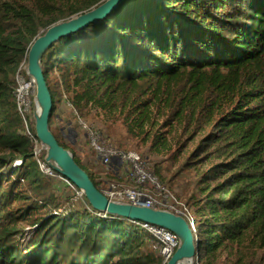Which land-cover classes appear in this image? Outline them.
I'll use <instances>...</instances> for the list:
<instances>
[{"label": "trees", "instance_id": "16d2710c", "mask_svg": "<svg viewBox=\"0 0 264 264\" xmlns=\"http://www.w3.org/2000/svg\"><path fill=\"white\" fill-rule=\"evenodd\" d=\"M101 1L0 0V264H163L146 229L100 216L69 180L40 171L16 106L34 38ZM42 69L49 128L98 189L117 174L76 159L66 128L50 125L57 101L186 155L198 264H264V0H125L53 43ZM54 179L81 204L58 199Z\"/></svg>", "mask_w": 264, "mask_h": 264}, {"label": "water", "instance_id": "95a60500", "mask_svg": "<svg viewBox=\"0 0 264 264\" xmlns=\"http://www.w3.org/2000/svg\"><path fill=\"white\" fill-rule=\"evenodd\" d=\"M124 1L102 0L87 11L57 21L41 30L30 44L24 69L34 84L32 119L35 136L45 150L44 160L47 165L69 180L100 216L119 217L132 222L141 221L170 230L176 235L178 246L165 264H194L198 252L197 241L189 223L182 216L166 210L137 206L108 198L76 163L70 150L57 142L49 128L52 98L42 69L44 53L60 38L69 36L90 24H98Z\"/></svg>", "mask_w": 264, "mask_h": 264}, {"label": "built area", "instance_id": "2783aa9c", "mask_svg": "<svg viewBox=\"0 0 264 264\" xmlns=\"http://www.w3.org/2000/svg\"><path fill=\"white\" fill-rule=\"evenodd\" d=\"M24 61L20 67L24 69ZM15 98L18 112L21 116L24 131L30 138L33 156L39 169L47 176L63 179L67 184L71 183L59 173L51 169L44 160L45 150L31 129L32 104L34 96L33 81L24 74L21 69L15 73ZM81 128L85 131L88 142L98 161L106 170L123 175L134 187L127 186L119 180H108L101 191L110 199L127 202L137 206L160 209L182 216L188 223L197 241L198 230L192 219V212L184 202L176 195L142 162L140 154L132 150H120L107 143L100 132L94 127L77 119ZM77 195L83 196L78 190ZM146 229L156 240L155 250L160 254L163 264L171 257L178 246V239L170 230L151 225L146 222L134 221Z\"/></svg>", "mask_w": 264, "mask_h": 264}, {"label": "rangeland", "instance_id": "374dc122", "mask_svg": "<svg viewBox=\"0 0 264 264\" xmlns=\"http://www.w3.org/2000/svg\"><path fill=\"white\" fill-rule=\"evenodd\" d=\"M60 102L61 101H57L56 103V110L50 123L53 131L58 134L59 128H66L64 130V138L68 140H70L69 138H71L74 140L75 144L71 146L74 150L76 159L82 164H86V162L92 163L95 170L109 171L106 170L105 166H103L99 161H96L95 153L90 147L88 138L87 136H85V131L81 128V125L79 124L74 111L67 105L62 106ZM80 119L82 121H85V123H87L88 125L97 129L100 132L101 136L103 135L104 140L113 147H116L120 150L136 151L138 154H140L145 167L148 170L154 172L160 178L161 182L167 185L170 190L176 195V197L182 202L188 201L190 196L192 195L199 196L198 187L195 183V171L183 163L186 155L179 156L178 154H175L173 151L169 150H161L160 152H156L154 149L150 148L149 141L143 142L142 140L131 137L126 133L125 129L120 123L107 125L108 122H102L100 116H89L87 118ZM70 128H73V134L72 132L71 134L68 133ZM53 181L56 182L59 186V190L57 191L58 199L63 200L65 197L74 198V202L76 205L81 204L80 200L78 198V200L75 198L72 190L70 188H67L64 182H58L55 179ZM192 219L197 230H199L198 217L192 213ZM21 225L23 226V224ZM25 230L30 233L31 228L26 225ZM226 256L228 255H223V258H225ZM226 259L227 262L225 264H231L230 259L232 260V257L228 256V258ZM194 264H198L196 262V259L194 261Z\"/></svg>", "mask_w": 264, "mask_h": 264}, {"label": "crops", "instance_id": "0c3cea01", "mask_svg": "<svg viewBox=\"0 0 264 264\" xmlns=\"http://www.w3.org/2000/svg\"><path fill=\"white\" fill-rule=\"evenodd\" d=\"M93 168L89 166V170L91 171ZM95 171V169H94ZM117 178L119 181H121L123 184L127 185V186H130V187H134V184L131 183L127 178H125L122 174L121 175H118L117 174Z\"/></svg>", "mask_w": 264, "mask_h": 264}, {"label": "bare ground", "instance_id": "6f19581e", "mask_svg": "<svg viewBox=\"0 0 264 264\" xmlns=\"http://www.w3.org/2000/svg\"><path fill=\"white\" fill-rule=\"evenodd\" d=\"M101 131V130H100ZM103 136V135H102Z\"/></svg>", "mask_w": 264, "mask_h": 264}]
</instances>
